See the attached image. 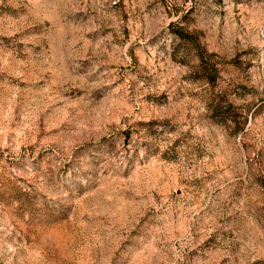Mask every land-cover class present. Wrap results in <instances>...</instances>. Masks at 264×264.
<instances>
[{
    "label": "rangeland",
    "instance_id": "rangeland-1",
    "mask_svg": "<svg viewBox=\"0 0 264 264\" xmlns=\"http://www.w3.org/2000/svg\"><path fill=\"white\" fill-rule=\"evenodd\" d=\"M0 264H264V0H0Z\"/></svg>",
    "mask_w": 264,
    "mask_h": 264
},
{
    "label": "trees",
    "instance_id": "trees-1",
    "mask_svg": "<svg viewBox=\"0 0 264 264\" xmlns=\"http://www.w3.org/2000/svg\"><path fill=\"white\" fill-rule=\"evenodd\" d=\"M179 35H181V34H179ZM181 36H183L182 38H183L186 42H188L189 44H191L192 42H194V40H192L190 37H189V38H190L191 40L188 39V38L185 39L184 35H181Z\"/></svg>",
    "mask_w": 264,
    "mask_h": 264
}]
</instances>
